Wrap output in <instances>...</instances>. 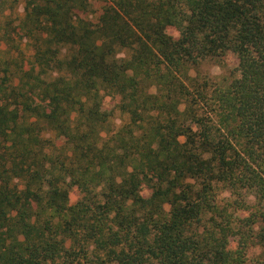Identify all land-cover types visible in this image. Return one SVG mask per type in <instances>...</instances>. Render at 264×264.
<instances>
[{
    "label": "trees",
    "instance_id": "1",
    "mask_svg": "<svg viewBox=\"0 0 264 264\" xmlns=\"http://www.w3.org/2000/svg\"><path fill=\"white\" fill-rule=\"evenodd\" d=\"M0 264H264V0H0Z\"/></svg>",
    "mask_w": 264,
    "mask_h": 264
},
{
    "label": "rangeland",
    "instance_id": "2",
    "mask_svg": "<svg viewBox=\"0 0 264 264\" xmlns=\"http://www.w3.org/2000/svg\"><path fill=\"white\" fill-rule=\"evenodd\" d=\"M233 65H236V64L233 63ZM200 71L202 74L209 73L213 76H228L227 69L221 68L215 65L214 63H204L203 65H201ZM121 121H122V118L116 115L114 119V123L116 124V126L120 125ZM258 253H259L258 249H253L251 253L249 254V258H253V257L255 258L258 255Z\"/></svg>",
    "mask_w": 264,
    "mask_h": 264
}]
</instances>
